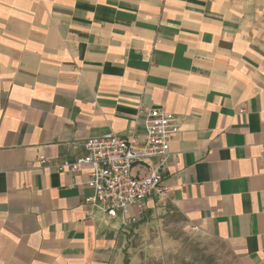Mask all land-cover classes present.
Returning <instances> with one entry per match:
<instances>
[{"label": "crops", "instance_id": "obj_1", "mask_svg": "<svg viewBox=\"0 0 264 264\" xmlns=\"http://www.w3.org/2000/svg\"><path fill=\"white\" fill-rule=\"evenodd\" d=\"M152 108L180 123L168 200L264 264V3L236 0H0V264L118 259L145 216L88 214V174L40 156L75 161L108 132L142 141Z\"/></svg>", "mask_w": 264, "mask_h": 264}, {"label": "built area", "instance_id": "obj_2", "mask_svg": "<svg viewBox=\"0 0 264 264\" xmlns=\"http://www.w3.org/2000/svg\"><path fill=\"white\" fill-rule=\"evenodd\" d=\"M240 111L244 112V107ZM145 127L142 141L134 134L123 137L108 132L88 138L84 143L85 154L75 161L52 163L42 155L40 163L72 176L88 174L86 185L93 190L85 199L88 214L96 209L110 218H120L126 226L136 223L145 215L149 198H169L171 188L163 182L162 169L171 141L180 131V123L175 113L152 108ZM154 158H160V163L154 164ZM138 166L144 168L142 173L135 171ZM133 207L137 208L136 214L132 213Z\"/></svg>", "mask_w": 264, "mask_h": 264}, {"label": "rangeland", "instance_id": "obj_3", "mask_svg": "<svg viewBox=\"0 0 264 264\" xmlns=\"http://www.w3.org/2000/svg\"><path fill=\"white\" fill-rule=\"evenodd\" d=\"M149 210L122 240L113 264H245L230 242L214 236L168 199L155 202Z\"/></svg>", "mask_w": 264, "mask_h": 264}]
</instances>
